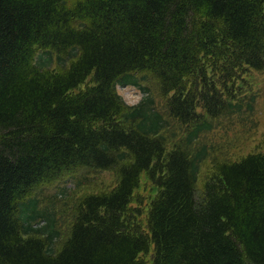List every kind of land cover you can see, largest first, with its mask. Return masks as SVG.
I'll return each mask as SVG.
<instances>
[{"label": "trees", "instance_id": "trees-1", "mask_svg": "<svg viewBox=\"0 0 264 264\" xmlns=\"http://www.w3.org/2000/svg\"><path fill=\"white\" fill-rule=\"evenodd\" d=\"M254 71L264 0H0V264H264V150L232 161L200 141L253 112L238 92ZM78 171L114 183L32 196Z\"/></svg>", "mask_w": 264, "mask_h": 264}, {"label": "rangeland", "instance_id": "rangeland-1", "mask_svg": "<svg viewBox=\"0 0 264 264\" xmlns=\"http://www.w3.org/2000/svg\"><path fill=\"white\" fill-rule=\"evenodd\" d=\"M50 65L53 67L57 66L56 57L51 61ZM244 83L238 93L242 98H247L251 93H255L256 101L253 112L251 114L245 113L243 116L238 117L218 118L214 120L213 129L202 134L200 138L201 142H205L210 146L215 156H220L219 159L235 161L247 156L249 153L264 150V71H254L253 77L248 78ZM142 85L155 97L157 107L163 110L166 97L161 94L157 80L153 76H149L142 81ZM82 86L85 85L83 84ZM117 90L128 104H136L145 96L143 89L131 85L118 86ZM172 126L183 131L177 123H173ZM213 171L211 161H207L202 168L198 183L200 191L207 177ZM113 183V174L108 171L90 172L87 175L79 171L76 173H65L58 180L38 186L33 191L32 196L39 198L42 208L51 201L49 207H52L56 204L62 205L64 202L70 201L74 197H80L90 191L104 189L105 186ZM137 193L144 194L149 199L155 196L156 187L148 182L146 176L143 175L142 183ZM133 205L137 207V204ZM149 264L151 263L149 262Z\"/></svg>", "mask_w": 264, "mask_h": 264}]
</instances>
